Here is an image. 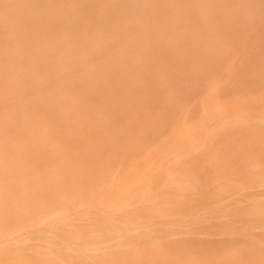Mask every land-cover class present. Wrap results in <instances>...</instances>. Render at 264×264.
Masks as SVG:
<instances>
[{
	"label": "rangeland",
	"instance_id": "374dc122",
	"mask_svg": "<svg viewBox=\"0 0 264 264\" xmlns=\"http://www.w3.org/2000/svg\"><path fill=\"white\" fill-rule=\"evenodd\" d=\"M183 32L170 33L175 40L172 44H160L152 50L139 45L131 50L147 70L146 75L150 74L149 67L164 69L170 76L173 70L186 72L187 80L195 71L207 75L198 78L206 77L205 82L193 78L192 86L182 85L180 90L161 85L153 91H125L128 164L122 165L128 167L126 171L122 166L125 173L122 170L121 176L133 182L128 201L144 214L166 211L178 217L167 224L168 228L188 224L197 232L183 236L191 241L179 246L148 236L149 251L154 244H163L157 246L160 250L153 258L166 264H264V186L259 185L264 184V89L249 85L215 90L217 81L227 80L241 67L264 75V23L254 22L237 32L193 29L190 38L197 39L191 44L185 42V34L181 37ZM227 36L231 39H222ZM162 37H168L166 32ZM80 48L88 51L85 46ZM85 101L90 107H74L64 125L49 126V138L29 139L31 131L27 129V139L2 136L8 143L3 144L7 148L2 146L0 155V264H57L44 259L54 258L56 248H51L44 235L36 234L37 229L47 228L49 235L69 240L70 234L60 227L70 216L76 225L88 222L90 215L86 214L96 204L94 193L109 197L101 181L105 169L113 164L105 159L110 155L108 134L113 126L124 123L106 121L109 107L104 102L94 98ZM250 118H260V122L243 126ZM44 130L40 127L35 131L40 136ZM108 170L109 176L116 169ZM117 173L109 176V183ZM163 224L157 221L155 226ZM7 236L23 239L3 242ZM135 247L128 245V264H152L142 254L132 255ZM65 258L69 261L63 263L68 264L73 256Z\"/></svg>",
	"mask_w": 264,
	"mask_h": 264
},
{
	"label": "bare ground",
	"instance_id": "6f19581e",
	"mask_svg": "<svg viewBox=\"0 0 264 264\" xmlns=\"http://www.w3.org/2000/svg\"><path fill=\"white\" fill-rule=\"evenodd\" d=\"M260 21L264 23V0H0V153L2 146L6 147L3 144L8 143L3 135L33 140L49 138V126L64 125L68 111L74 107H90L85 101L88 98L104 102L109 107V114L104 116L106 121L112 119L124 123L120 127L113 126L108 134L110 155L105 159L112 161L113 168L111 165L109 170H103L100 180L104 181V191L109 197L94 193L96 204L93 203L94 210L86 214L90 215L87 216L88 222H80L77 226L72 223L71 216L68 219L71 224L61 218L68 225L64 223L67 226L59 227L70 234L69 240L60 239L58 234L49 235L47 228L37 229L35 233L44 235L51 248L58 251L53 253L54 258L44 257L45 260L65 264L63 261H69L65 256H73L68 264H128V245L131 244L136 246L132 255L142 254L143 259L152 264H166V261L153 258L160 250L156 248L162 244L161 239L168 240L169 246L191 241L183 236L197 232L188 224L168 228L167 224L178 220V217L166 211L144 214L134 206V202L128 201L129 185L133 182L124 181L121 176L122 166L128 157L127 117L123 118L128 106V92L125 91H153L161 89V85L169 90H180L182 85L192 86L193 78L198 79L200 74L204 76L207 72L195 71L191 80H187L186 72L173 70L170 76L164 69L149 67L150 74L146 75L147 70L138 64V58L132 56L131 50L139 45L152 50L160 44H172L175 40L169 35L178 30L185 32L181 37L185 34V42L191 44L197 39L195 36L190 38L193 29L237 32ZM165 32L168 37H162ZM81 46L88 51L82 50ZM203 76L199 82H205L206 77ZM227 77L225 81H217L216 91L244 89L249 85L264 89V75L256 69L241 67L237 74ZM52 91L78 92L55 94ZM247 121L248 124L243 126L260 122V118L244 122ZM38 126L45 128L40 136L35 131ZM26 129L31 131L27 138ZM105 165L107 167V162ZM106 170L117 173L110 183L112 174L110 172L108 176ZM259 185L264 186L263 183ZM61 197L66 199L64 195ZM86 216L82 217L86 219ZM157 221L164 224L155 226ZM163 231L168 233L160 235ZM148 236L161 241L156 243L157 246L154 244L155 248L151 246L150 251L146 246ZM9 237L2 239L3 242L9 239L18 243L22 238L12 240ZM142 241L144 245L139 246Z\"/></svg>",
	"mask_w": 264,
	"mask_h": 264
}]
</instances>
